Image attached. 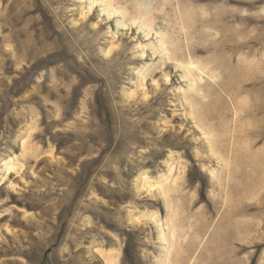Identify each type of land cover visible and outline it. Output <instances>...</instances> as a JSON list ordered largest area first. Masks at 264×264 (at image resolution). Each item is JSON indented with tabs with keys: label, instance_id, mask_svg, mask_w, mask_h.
Instances as JSON below:
<instances>
[{
	"label": "rangeland",
	"instance_id": "obj_1",
	"mask_svg": "<svg viewBox=\"0 0 264 264\" xmlns=\"http://www.w3.org/2000/svg\"><path fill=\"white\" fill-rule=\"evenodd\" d=\"M185 1L0 0V264H264V0Z\"/></svg>",
	"mask_w": 264,
	"mask_h": 264
},
{
	"label": "bare ground",
	"instance_id": "obj_2",
	"mask_svg": "<svg viewBox=\"0 0 264 264\" xmlns=\"http://www.w3.org/2000/svg\"><path fill=\"white\" fill-rule=\"evenodd\" d=\"M183 2H186L185 0H182ZM92 7V6H91ZM91 7H89L88 9V11H89V13L91 12ZM185 9V8H184ZM187 11V10H186ZM187 12H185V14H186ZM90 15H91V13H90ZM111 17L110 16H108L107 17V20H109ZM111 21V20H110ZM98 26V28H100L102 25L101 24H98L97 25ZM93 31H95V30H93V27H92V29H90V32H92V33H95V32H93ZM87 38H85L84 40H86ZM85 48L86 49H88V50H90L91 51V48L89 47V46H85ZM90 60L92 61L93 60V58L91 57L90 58ZM227 67V66H226ZM227 72H229L228 73V75H230V69H229V66H228V68H227ZM200 108V107H199ZM6 170H8V168L7 169H5V171ZM163 226V225H162ZM156 232H157V236H158V240L160 241V242H162L163 240H164V231L160 228V226H156ZM79 258V257H78ZM115 255H113L112 257H110L109 258V262H110V264H114V261H115ZM77 261H78V259H76ZM63 264H64V261H63ZM81 264V263H80Z\"/></svg>",
	"mask_w": 264,
	"mask_h": 264
}]
</instances>
